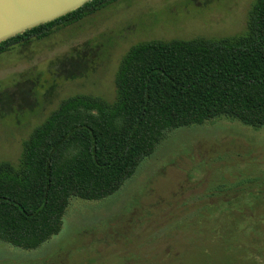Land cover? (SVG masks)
<instances>
[{
	"label": "rangeland",
	"instance_id": "rangeland-1",
	"mask_svg": "<svg viewBox=\"0 0 264 264\" xmlns=\"http://www.w3.org/2000/svg\"><path fill=\"white\" fill-rule=\"evenodd\" d=\"M254 2L122 0L0 55V90L22 76L40 79L34 111L0 117V162L18 164L24 143L62 100L93 95L113 102L120 62L134 45L245 34ZM87 41L100 48L94 69L76 81L56 78L51 63ZM246 205L259 208L233 223ZM233 225L235 243L257 248L254 259L263 254L264 261V129L218 120L170 132L113 196L72 199L62 231L40 248L0 241V264H249L240 247L229 252L214 240Z\"/></svg>",
	"mask_w": 264,
	"mask_h": 264
},
{
	"label": "trees",
	"instance_id": "trees-1",
	"mask_svg": "<svg viewBox=\"0 0 264 264\" xmlns=\"http://www.w3.org/2000/svg\"><path fill=\"white\" fill-rule=\"evenodd\" d=\"M120 1L89 2L1 43L0 55L29 48ZM246 31L220 39L139 43L120 62L113 102L93 95L62 100L24 143L20 162H0V241L25 251L40 248L62 231L72 199L101 201L116 194L170 132L218 120L263 130L264 0H255ZM99 50L90 41L73 48L51 63L53 74L66 81L86 77ZM39 82L22 76L0 90V117L34 111ZM258 208L239 207L243 212L233 215V223L246 219L245 209ZM235 228L215 238L217 246L229 252L240 247L239 258L262 264L263 254L254 259L257 248L235 243Z\"/></svg>",
	"mask_w": 264,
	"mask_h": 264
},
{
	"label": "water",
	"instance_id": "water-1",
	"mask_svg": "<svg viewBox=\"0 0 264 264\" xmlns=\"http://www.w3.org/2000/svg\"><path fill=\"white\" fill-rule=\"evenodd\" d=\"M94 0H0V44Z\"/></svg>",
	"mask_w": 264,
	"mask_h": 264
}]
</instances>
